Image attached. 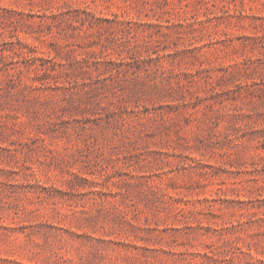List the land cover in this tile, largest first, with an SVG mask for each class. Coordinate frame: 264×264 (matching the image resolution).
I'll return each mask as SVG.
<instances>
[{"label":"rangeland","instance_id":"1","mask_svg":"<svg viewBox=\"0 0 264 264\" xmlns=\"http://www.w3.org/2000/svg\"><path fill=\"white\" fill-rule=\"evenodd\" d=\"M0 264H264V0H0Z\"/></svg>","mask_w":264,"mask_h":264}]
</instances>
